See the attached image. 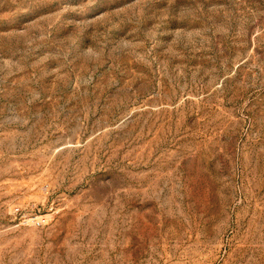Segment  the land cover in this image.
I'll list each match as a JSON object with an SVG mask.
<instances>
[{
    "label": "rangeland",
    "instance_id": "obj_1",
    "mask_svg": "<svg viewBox=\"0 0 264 264\" xmlns=\"http://www.w3.org/2000/svg\"><path fill=\"white\" fill-rule=\"evenodd\" d=\"M0 264H264V0H0Z\"/></svg>",
    "mask_w": 264,
    "mask_h": 264
}]
</instances>
